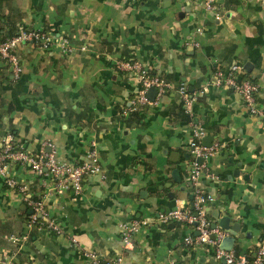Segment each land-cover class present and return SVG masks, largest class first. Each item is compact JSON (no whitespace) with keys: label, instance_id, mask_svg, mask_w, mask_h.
<instances>
[{"label":"crops","instance_id":"1","mask_svg":"<svg viewBox=\"0 0 264 264\" xmlns=\"http://www.w3.org/2000/svg\"><path fill=\"white\" fill-rule=\"evenodd\" d=\"M21 30L49 32L75 48L65 55L20 46L19 79L0 59V149L11 137L29 153L78 165L94 147L103 175L86 178L78 195L58 194L29 165L9 167L63 233L29 229L31 208L0 176V254L18 250L13 264H93L90 253L120 256L121 264H225L214 245H187L191 229L176 222H156L127 246L122 240L120 224L190 205L189 116L212 144L224 145L200 180L217 199L209 217L218 227L229 217L232 251L252 255L264 238V124L233 89L213 83L239 65L238 76L259 85L264 109V0H0V33ZM128 61L176 88L185 84L197 95L191 112L172 93L124 114L141 89L136 74L119 69Z\"/></svg>","mask_w":264,"mask_h":264},{"label":"built area","instance_id":"2","mask_svg":"<svg viewBox=\"0 0 264 264\" xmlns=\"http://www.w3.org/2000/svg\"><path fill=\"white\" fill-rule=\"evenodd\" d=\"M210 8V6H209ZM22 45H32L43 49L57 48L62 54L73 53V46L69 39H55V37L41 30H21L18 34L5 37L0 35V59L4 60L11 68L12 75L19 79L22 75V64L18 55V49ZM85 50V48H81ZM119 69L127 73L136 74L140 79L141 89L131 100L129 108L124 110V114L137 112L147 105H156L162 98L172 93L178 94L183 107L187 113L191 112L193 104L197 100V95L191 93L185 84L178 88L162 77L155 75L151 69L138 61L123 62L119 64ZM241 67L235 65L227 73L217 72L214 78V86H226L235 91L242 99L248 113L258 117L264 124V109L258 105L257 95L259 85L248 79L238 76ZM209 85L203 87L199 94H205ZM150 89L157 91L154 101H150L148 92ZM198 94V95H199ZM193 130V141L191 152L193 158L190 162L191 172L189 186L193 189V203L188 207H178L170 211L161 213L157 218L149 217L140 220H133L120 224L122 240L127 246L131 238L142 229L152 227L156 222L161 224L179 223L191 229V233L185 239V243L192 247L214 245L216 247L214 258L217 261H225V264H264V238L261 239L252 255L237 254L234 251L221 249L222 241L229 236L227 231L219 227L213 228V221L209 217V205L216 203V197L207 193L201 186L200 180L207 171V162L224 148L220 142L213 143L210 147L203 144L206 137L205 130L190 121ZM202 159L203 163H199ZM29 165L33 172L41 177H49L52 191L58 194L72 191L80 194L86 178L94 175H103V167L100 163L97 150L93 147L88 153V160L78 165H70L58 161L54 153L32 154L22 148H17L11 137L7 138L5 146L0 149V176L6 178L5 184L8 188L17 190L23 201L31 208L32 214L28 220V227L32 231L48 230L61 235L62 228L50 217L44 201L35 199L29 192L27 185L8 175L9 167L16 164ZM216 236V240L211 239ZM21 239H28V235L22 237L11 236L9 240L16 244ZM18 255V250L8 251L0 254V264H13ZM93 264H121L122 257L114 259L100 257L96 253L88 254Z\"/></svg>","mask_w":264,"mask_h":264},{"label":"water","instance_id":"3","mask_svg":"<svg viewBox=\"0 0 264 264\" xmlns=\"http://www.w3.org/2000/svg\"><path fill=\"white\" fill-rule=\"evenodd\" d=\"M156 93L157 91L155 89H150V91L148 92V97L150 99V101H154L155 99V96H156ZM212 142V139L210 137H205L203 139V144L207 147H210L211 146V143ZM187 161H189L191 159V156L190 155H187L186 158H185ZM198 162L199 163H203V160L202 159H198ZM188 172L190 173L191 172V167H188ZM174 175L177 177L176 178V182L177 183H181V179H179V175H178V172L175 171L174 172ZM237 173H234V175L231 177V180H233L234 177H237ZM191 199H193V196L191 197ZM31 214H32V211H31ZM216 218L219 217V215H215ZM231 219L229 217H225L223 219H221V222L219 224V227L220 229L224 230V231H229L230 230V226H229V223H230ZM218 225L217 224H213V228H217ZM232 230L234 232H237L239 233L240 232V228H239V225L236 224L235 227H232ZM211 239L213 241L216 240V236H212ZM236 242V238L234 236H231V237H227L225 238L222 243H221V249L225 250V251H232L233 250V247H234V244Z\"/></svg>","mask_w":264,"mask_h":264},{"label":"trees","instance_id":"4","mask_svg":"<svg viewBox=\"0 0 264 264\" xmlns=\"http://www.w3.org/2000/svg\"><path fill=\"white\" fill-rule=\"evenodd\" d=\"M30 31V30H29ZM20 31H18L17 33H15V34H13V35H11V36H14V35H16V34H18ZM0 35L2 36V34L0 33ZM3 36H5V35H3ZM11 36H5V37H11ZM245 79H247V78H245ZM248 80H251V79H248ZM252 82H255V81H253V80H251ZM188 115V114H187ZM188 120H189V122L192 120L189 116H188ZM14 145L17 147V148H20V147H18L15 143H14ZM191 203H193V199L191 200ZM28 220H29V218H28Z\"/></svg>","mask_w":264,"mask_h":264}]
</instances>
